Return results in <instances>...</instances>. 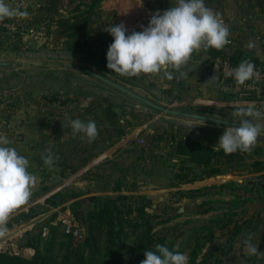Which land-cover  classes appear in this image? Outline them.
Here are the masks:
<instances>
[{"label":"rangeland","instance_id":"rangeland-1","mask_svg":"<svg viewBox=\"0 0 264 264\" xmlns=\"http://www.w3.org/2000/svg\"><path fill=\"white\" fill-rule=\"evenodd\" d=\"M243 1L242 6L250 15V5L257 1ZM5 2L29 15L0 21V124H6L12 131L16 150L29 148L32 162L29 161L28 171L37 177V184L28 202L10 215L7 231L0 235V252L32 258L36 252L24 247L26 233H41L47 238L51 226L60 231L57 219L62 208L68 210L80 200L79 210L85 213L91 207L89 198L97 197L93 194L104 188L114 190L121 184L122 194L141 195L151 201L147 211L158 216L156 231L183 250L189 261L190 252L198 246L202 247L198 263L264 264V257L247 254L242 237L233 240L231 249L228 232L222 229L219 220L227 212L229 188L205 187L197 193L201 197L188 196L187 203L176 192H169L171 187H179L176 175L184 166L174 153L175 141L193 138L214 146L225 125L158 110L96 76L171 111L235 121L233 111L255 101L252 104L264 112L261 104L264 92L261 98L255 95L244 98L234 91L231 79L224 77L221 85L208 81L212 79L213 67L201 50L192 54L190 65L182 69L188 75L179 79L172 69L169 70L174 72V79L168 80L163 72L141 74L137 78L120 76L107 68L106 54L113 37L104 30L123 23L128 30L126 35L140 32V25L146 27L158 10L174 7L175 0H103L99 14L78 26L81 39L89 44L93 55L68 49L75 40L69 36L73 33L71 26L76 24L78 0ZM204 3L211 10L215 8L221 19L226 17L225 0H204ZM108 105L118 113L116 126L98 124L101 108ZM76 118L85 123L96 122L99 135L95 141L88 142L82 133L73 134L69 121ZM259 139L251 151L254 158L259 157L260 149L264 150V137ZM45 149L59 156L52 167L46 166L41 158ZM106 154L109 155L104 161H98ZM94 155L96 158L88 164ZM246 188L253 190L251 186ZM152 189L159 190L160 199L157 195L150 199L145 194ZM57 192L70 200L60 208L46 203ZM109 193L98 196L119 194ZM77 195L80 197L74 198ZM186 206L193 210L182 213ZM257 209L261 210L258 206ZM28 215L37 217L29 219ZM39 218L40 221L29 226ZM252 242L264 252L262 236L255 235Z\"/></svg>","mask_w":264,"mask_h":264},{"label":"trees","instance_id":"trees-1","mask_svg":"<svg viewBox=\"0 0 264 264\" xmlns=\"http://www.w3.org/2000/svg\"><path fill=\"white\" fill-rule=\"evenodd\" d=\"M78 1L79 4L75 10L78 13L75 17L76 24L71 26L73 33L69 36L75 40L70 43L68 49L76 53L86 51L93 55L92 48L81 39L78 26L83 21L87 24L93 15L99 14L98 9L103 0ZM256 1L258 5H264V0ZM82 7H85V10ZM85 47H88V50ZM204 53L209 57V63L211 60L223 59L228 60L236 68L241 61L248 60L255 67H262L259 59L242 52L226 53L224 49L209 48L204 50ZM100 115L99 125L116 126L119 123L118 113L110 105L101 108ZM173 149L179 162H184L181 172L176 175L178 181L176 186L194 184L219 175L255 174L257 177L248 181L253 188L249 192L251 195H259L264 200V184L261 181L256 182V179L264 180V150L258 151L259 157L257 158H254L251 152L237 151L226 155L222 150L214 151L212 145L193 138H182L175 141ZM95 158L96 155L90 157L87 163L90 164ZM224 187L237 190L234 183L220 188L224 189ZM122 190L120 184L114 188V192L119 193L117 196L89 198L91 207L85 211L86 214L79 210L82 201L79 200L72 204L69 210L82 222L85 229L81 241L64 234L61 228L59 231L55 226L50 227L47 238H43L41 233L28 232L24 247L34 249L35 255L29 259L9 252H0V264H140L145 259L144 252L154 251L158 244L167 246L169 250L184 253L156 231L155 220L158 216L147 211L151 201L141 195L122 194ZM194 192L196 191H192V194ZM79 197L80 195H77L74 198ZM69 201V198H66L62 192H57L50 196L46 203L60 208ZM227 203V212L222 214L219 220L222 223V229L228 232L231 249L234 247L233 240L241 237L245 239V234L248 236L251 233L253 237L260 235L264 238V219L260 214L249 215V213L245 214V210H241L246 203L242 200V196L236 195ZM66 209L64 207L62 211ZM35 217L37 216H27L29 219ZM210 234L213 235V231ZM200 251L202 247L196 246L190 252L189 264H204L198 263Z\"/></svg>","mask_w":264,"mask_h":264},{"label":"clouds","instance_id":"clouds-1","mask_svg":"<svg viewBox=\"0 0 264 264\" xmlns=\"http://www.w3.org/2000/svg\"><path fill=\"white\" fill-rule=\"evenodd\" d=\"M27 11L12 7L5 0H0V21L15 17H27ZM141 31H132L126 35L127 28L123 23L107 27L113 42L106 54L107 68L113 73L126 77H137L141 74H159L168 79H174V72L179 79L188 75L182 69L190 61L194 52L202 48L223 49L230 43V28L208 8L204 0H175V6L164 11L155 12ZM247 48L255 47V41H250ZM169 69L174 70L170 71ZM232 77L238 85L245 84L258 73L255 65L243 60L232 69ZM216 78L208 81H215ZM207 81V82H208ZM238 126L228 125L213 146L214 151H223L226 155L240 152H251L260 137H264V112L254 104L239 106L233 111ZM73 134L82 133L93 142L98 138L99 130L95 121L85 123L79 118L69 121ZM11 141L0 135V235L7 231V221L10 215L26 204L32 195V189L37 184V177L28 171L29 160L18 153L14 147H9ZM44 164L52 167L59 156L50 149L41 153ZM250 233L243 245L249 256L264 257V252L258 250ZM145 259L140 264H188L189 257L177 250H169L167 246L156 245L155 250L144 252Z\"/></svg>","mask_w":264,"mask_h":264},{"label":"crops","instance_id":"crops-1","mask_svg":"<svg viewBox=\"0 0 264 264\" xmlns=\"http://www.w3.org/2000/svg\"><path fill=\"white\" fill-rule=\"evenodd\" d=\"M244 2L245 1L243 0H225L226 17L224 19H225V22L229 24L228 26L230 28V36L228 37V39L230 40V43L227 44L223 49L226 53L242 52L247 56L257 58L260 60L261 65H262V67L260 68L264 69V15H262V13L264 12V5L260 6L258 5L257 2H253V4L250 5L251 8L249 10L251 14L248 15L247 8H245V6H242ZM212 11L215 13V8H213ZM250 41H255V47L252 49H249L246 47V45ZM201 52L204 55V57L207 60H209V57L204 53L203 48L201 49ZM195 53L198 54L199 52H195ZM222 61L224 60L223 59L211 60L210 67H213V70H214L215 63L217 62L221 63ZM188 67H192V66H188ZM188 71L191 74L192 70L188 68ZM221 83H222V77L220 75V79L217 80V84L221 85ZM253 102L254 101H249L247 103L252 104ZM2 126H3V123L0 124V129ZM39 133L41 132H38V134ZM136 133L137 132H135L134 135ZM0 135L6 136L11 141V144L8 145L9 147H14L12 131L9 130L7 134L4 133ZM20 149L21 150H17L18 153L25 156L29 161L32 162V159L30 157L31 152L28 150L29 148L21 147ZM107 155L109 154L102 156L98 161H104L102 159H105L106 157H108ZM98 161L94 162L95 165L97 164ZM253 177H257V175L255 174L219 175V176H215L212 178H208L206 180L198 181L194 184H183L179 187H171L169 192H176L180 200H182V202L185 201L187 203L188 196L195 197L196 199L201 197L199 196V194H197L200 189H203L205 187L220 188L222 186H226L227 184L234 183L235 188H237V190L229 191L227 195L228 196L227 201L233 200L236 195L242 196V200L246 201V203L244 204V207L241 210H245V214L249 213V215L252 213L260 214L262 218L264 219V211H263L264 210V200H262L259 195H254V194L251 195L249 191L245 190L246 186L250 187V185L248 184V181L251 180ZM158 191L159 190L152 189V190H148L145 192L144 190L145 194H147V196L150 199H153L156 195H157L156 197L160 199V196L157 194ZM192 191H196V192L192 194ZM102 192L104 193L111 192L115 194L113 189L105 191V188H104L101 191H99V193L93 194V195L98 196V194ZM165 194H167V192ZM219 194H222V193H219ZM257 206L260 207L261 210L260 209L258 210ZM189 210H193V209H189V207L186 206L181 209V212L185 213V212H189Z\"/></svg>","mask_w":264,"mask_h":264},{"label":"built area","instance_id":"built-area-1","mask_svg":"<svg viewBox=\"0 0 264 264\" xmlns=\"http://www.w3.org/2000/svg\"><path fill=\"white\" fill-rule=\"evenodd\" d=\"M225 23V19H222ZM221 77L222 79L225 77L226 79H231L233 81V88L236 93H239L241 97L247 98L248 96L255 95L259 98L262 97L264 92V69L255 67V72L258 73L257 76H254L253 79L246 81L243 85H238L232 75L230 74L233 67L228 60H224L221 62ZM255 102V101H254ZM264 106V101L261 102ZM262 182L264 184V180H257L256 182ZM57 223L61 228V231L66 235H71L74 239L79 241L82 240L85 229L83 225L78 222V220L74 217L71 211L63 210L59 213ZM16 255H20L16 253Z\"/></svg>","mask_w":264,"mask_h":264},{"label":"water","instance_id":"water-1","mask_svg":"<svg viewBox=\"0 0 264 264\" xmlns=\"http://www.w3.org/2000/svg\"><path fill=\"white\" fill-rule=\"evenodd\" d=\"M221 63L217 62L215 63L214 65V70H213V78H216L217 80L220 79V75H221ZM98 78H100L101 80L107 82L108 84L122 90L123 92H126L127 94L137 98L138 100L154 107V108H157L158 110H161V111H165L169 114H174V115H178V116H182L184 118H190V119H194V120H200V121H208V122H214V123H218V124H223L226 126L225 122L228 124V125H236L238 126V122H235V121H228V120H220V119H214V118H209V117H205V116H199V115H193V114H187V113H182V112H176V111H171V110H168V109H164L162 107H159L157 106L156 104H153L152 102L148 101L146 98L144 97H141L137 94H135L134 92H131L129 90H127L126 88L122 87V86H119L115 83H113L112 81L104 78V77H101L99 75H96ZM8 132V128H7V125L6 124H3V126L1 127L0 129V133H7ZM41 219H37L35 221H33L32 223L29 224V226H32L34 225L36 222L40 221Z\"/></svg>","mask_w":264,"mask_h":264}]
</instances>
